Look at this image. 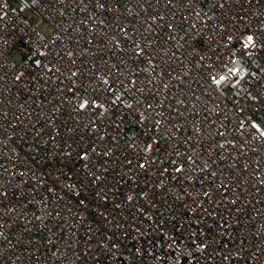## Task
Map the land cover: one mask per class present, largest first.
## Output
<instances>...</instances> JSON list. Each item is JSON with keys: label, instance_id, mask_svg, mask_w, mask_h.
Masks as SVG:
<instances>
[{"label": "built area", "instance_id": "obj_1", "mask_svg": "<svg viewBox=\"0 0 264 264\" xmlns=\"http://www.w3.org/2000/svg\"><path fill=\"white\" fill-rule=\"evenodd\" d=\"M0 264H264V0H0Z\"/></svg>", "mask_w": 264, "mask_h": 264}, {"label": "snow or ice", "instance_id": "obj_2", "mask_svg": "<svg viewBox=\"0 0 264 264\" xmlns=\"http://www.w3.org/2000/svg\"><path fill=\"white\" fill-rule=\"evenodd\" d=\"M249 39H251V38H249ZM223 79V78H222Z\"/></svg>", "mask_w": 264, "mask_h": 264}]
</instances>
